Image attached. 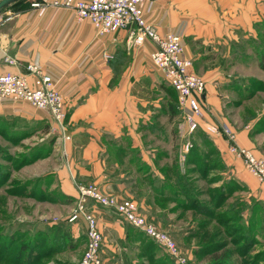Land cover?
<instances>
[{
    "label": "crops",
    "instance_id": "0c3cea01",
    "mask_svg": "<svg viewBox=\"0 0 264 264\" xmlns=\"http://www.w3.org/2000/svg\"><path fill=\"white\" fill-rule=\"evenodd\" d=\"M34 1L19 0L0 13V72L27 74L26 66L37 63L55 80L66 101L68 114L62 134L53 135L60 166L34 177L59 173L64 192L74 199L78 196L77 184L84 182H94L119 199H132L149 221L172 235L193 264H209L199 246L207 231L199 226L203 216L188 209L186 196L180 189L178 193L174 190L181 185L180 173L184 176L187 170L181 169L180 163L178 174L171 166L165 169L164 164L171 163L169 156H150L145 147L153 145L156 134L167 143L169 135L173 136L159 125V119L171 120L182 112L177 107V93L151 60L155 42L148 39L134 45L125 29L99 35L72 8L49 6L40 14L31 6ZM142 9L159 33L172 31L182 37L184 56L194 62L191 71L207 81L204 99L210 103L218 100L211 81L227 78L219 66L227 64L240 37L256 38L252 36L254 23L264 20V0H152L144 2ZM106 53L112 57L107 59ZM235 54L237 58L239 54ZM18 102L0 99V116L34 120L49 131L54 127L47 111L26 101ZM48 130L45 133L51 135ZM244 135L238 137L241 146L252 148ZM128 145L134 152L130 165L117 156L127 151ZM54 151L49 148L50 153ZM157 158L165 162L156 167ZM139 161L144 165L139 166ZM198 182L202 189L210 186L214 191L228 190L226 204L230 201V208L241 197L247 205L241 211L245 229L257 226L252 255H258V264H264V182L243 168L211 169ZM234 185L239 187L236 192ZM94 202L89 200L87 207L97 218L104 240L113 235L119 240L132 239L126 223L113 209L97 207ZM63 225L70 241L74 239L71 246H75L64 251L86 245L87 238L80 233L78 223L67 220ZM218 226L226 225L219 221ZM232 258L233 264H241V257L235 254Z\"/></svg>",
    "mask_w": 264,
    "mask_h": 264
},
{
    "label": "rangeland",
    "instance_id": "374dc122",
    "mask_svg": "<svg viewBox=\"0 0 264 264\" xmlns=\"http://www.w3.org/2000/svg\"><path fill=\"white\" fill-rule=\"evenodd\" d=\"M260 20L254 23L252 36L256 38L246 40L245 37H240L235 42L234 50H231L227 64L219 66L227 78L223 81H211L218 100L210 103L202 98L203 117L200 119V126L193 131L189 130L184 113L178 110L177 116L172 117L171 120L166 117L159 119V125L166 127L165 131L169 134L171 132L173 137L169 135L166 143L161 134H156L153 145L145 146L150 156H155L156 153L157 156H169L168 160L171 159V163L164 164L165 169L180 163V168L187 170L185 174L191 175V178H187L188 184L193 186L197 183L198 186H195L197 191L202 192L198 182L202 175L196 173L198 171L216 168L221 170L243 168L248 171L244 160L231 153L230 145L232 144L252 151L258 158H264V69L261 68L264 53V20ZM254 45L258 46L259 51ZM235 52L239 54L237 58ZM199 68H203V65ZM194 74L204 79L200 74L196 72ZM14 103L19 102L14 101ZM57 124L52 125L56 126V129L53 127L49 131L45 128V124L40 125L34 120L28 121V119L17 116H0V264H27L28 261L30 264H80L84 258L87 243L86 245L81 243L72 250L61 251L60 247L53 245H61V242L67 244L71 239L62 238L59 239V243L51 244V241L48 243L43 237L35 236L37 231L42 230H44L43 235L47 237L53 235L55 229L59 230V234L63 233V228H59L60 224L63 225L71 217L78 204L77 199L67 196L64 192L59 173L34 177L60 166V160L58 162V158L55 157L59 148L56 142L53 143L57 140L53 137L54 133L58 136L62 134L61 126ZM224 124L233 131L235 142L228 139L222 132ZM213 127L217 128V131L212 130ZM47 130L51 135L45 133ZM243 132L245 139L252 142V148L241 146L238 137ZM45 135H48L47 138ZM51 147L55 149L53 153L49 152ZM117 156L128 165L134 152L128 145V150ZM156 160V167L165 162L162 158ZM138 163L139 166L144 165V162L139 161ZM83 185H93L102 190L94 182H84L77 184V192L78 188ZM238 188L234 185L235 192ZM103 193L106 194L104 191ZM197 197L208 208L215 209L214 212L217 215L213 218L214 221L211 219L214 226L211 223L209 225L210 230L213 228V231H216L213 233L215 236H220L221 239L224 238L227 243H230L235 238H244L243 234L253 235L257 232V226H247L245 229L246 227H242V221L241 227L234 229L235 224L238 223V214H235L232 222L220 228L218 226L219 217L226 218L225 214L230 209L231 202L226 204V200L225 205L219 208L214 201L210 200L208 194H204V190ZM238 199L234 201L236 207L241 202ZM252 202L256 203L255 200ZM86 204H89V200ZM95 204L97 202H94ZM96 206L102 208L99 204ZM246 207L247 205L242 203L236 209V213L239 211L241 213ZM81 218L82 221L77 222L78 219L73 224H79V231L88 242L87 221L84 216ZM118 218L126 223V232L129 234V230L133 228L123 218L120 216ZM253 218L257 219L256 216ZM133 232H135V239L132 238L129 241L119 240L115 235L104 240L103 236L100 251L101 264H175L163 248L145 238L143 233L135 230ZM73 241L74 239L70 242ZM240 242L239 245L246 244V241ZM34 244H37L36 247ZM28 245L36 249L32 257L29 252L28 254L22 252L28 248ZM228 245L229 254L232 257L235 254L240 257L238 254L241 253L243 247ZM250 248L252 255L255 250L254 244ZM233 261L232 258L231 263Z\"/></svg>",
    "mask_w": 264,
    "mask_h": 264
},
{
    "label": "built area",
    "instance_id": "2783aa9c",
    "mask_svg": "<svg viewBox=\"0 0 264 264\" xmlns=\"http://www.w3.org/2000/svg\"><path fill=\"white\" fill-rule=\"evenodd\" d=\"M149 1L152 0H35L31 6L38 9L40 14H43L49 6L72 8L77 17L80 20H88L99 35L121 29L129 31V38L134 45H142L148 39L154 41L156 48L151 53V60L177 93V107L184 113L189 130L193 131L200 126V119L203 117L201 100L205 97L206 81L190 71L193 62L184 56L182 37L172 31L159 33L154 24L146 19L142 4ZM104 55L107 59L112 57L107 53ZM5 59L15 63L13 58ZM26 69L27 74L0 72V98L29 102L36 108L47 111L54 123H58L57 126L62 128L68 113L66 101L57 88L55 80L44 73L37 63H29ZM212 130L217 131V128L213 127ZM222 132L235 142V136L229 126L224 124ZM230 151L235 156L241 157L248 171L264 182V158H258L252 151L235 144L230 145ZM88 200L113 209L130 226L138 229L163 248L177 264H193L184 255L172 235L149 221L134 200L119 199L114 195L104 194L93 185H83L78 188V204L68 219L73 223L84 216L87 221L88 245L80 264H101L103 234L97 218L87 211Z\"/></svg>",
    "mask_w": 264,
    "mask_h": 264
},
{
    "label": "trees",
    "instance_id": "16d2710c",
    "mask_svg": "<svg viewBox=\"0 0 264 264\" xmlns=\"http://www.w3.org/2000/svg\"><path fill=\"white\" fill-rule=\"evenodd\" d=\"M254 46H257V45H254ZM255 48L258 50V46L255 47ZM261 68L264 69V53L262 54ZM179 169L180 168H179V166L177 164H174V166L172 167V171L176 172V174H178L177 171ZM207 171L209 172V170L201 171L202 177L205 178V176L207 175ZM188 177L191 178V175L185 174L183 176L180 173L181 185L179 186V188H174V190H176V192L178 193V189H180L181 194L186 196V200H187L186 207L188 209H192V210H194L197 213H201V215L203 216V220L204 221H202L201 222L202 224H200L199 226L201 228H205L207 231H205L203 233L202 240L199 241V244H200L199 246H200L202 254H203L202 258L205 259L206 261H208L209 264H233V263H231L232 256L229 254L230 250L228 248L229 247L228 244H231L233 246L235 245L236 247H243V248H241L242 249L241 253L238 254L241 257V259H240L241 264H258V260H259L258 255L253 256V255H251V252H250V249H251L250 246L252 244H255V242L257 241L253 237V235L243 234L244 238H235L234 240L230 241V243H227V240H225L224 238L221 239L220 236H215L213 233L216 232V231L211 232L210 226H209L210 223H211V219H213L217 215L214 212L215 209L208 208V206L206 204H204L203 202H200V198L197 197V196H200L203 193V190L207 191L210 200L214 201L216 206H219V208H220V206L223 203H225L224 201L227 200V196L229 195L228 190L214 191L209 186V187H207V189H202L201 188L202 192L201 191H197L195 189V186H198L197 183H195L196 185H193V186H192V184L191 185L188 184V182H187V178ZM171 185L174 186L173 184H171ZM219 195H221V196L219 197ZM235 207H236V205L234 206V208ZM234 208L232 207V208H230L228 210V212L225 214L226 218L223 219V217H224L223 216L221 218L219 217V219L225 225H228V223L232 222L233 219H235V214H238L239 215V217H238L239 219L236 218V219H238V223L235 224V226H234V229H235V228H238V227L240 228L241 227L240 223H241V220H242V214L240 213V211H239V213H236L237 207H236V209H234ZM242 227L245 228L243 223H242ZM59 228H63V230H64L63 233L59 234L58 233L59 230L56 231V229H55L54 234L49 236V237H47L46 235H43L42 232H44V230H42V231H37L35 233V236L37 235L38 238L43 237V239L47 240L48 243L51 241V244L52 243H59L60 242L59 239H62V238L71 239V236H70L69 232L66 230V227H64V225L60 224ZM131 228H133V229H130V230H132V232L129 230V232H130L129 236H131L132 238L135 239V234H134L135 232H133V230H135L137 232L139 230L134 228V227H132V226H131ZM38 233H40V235H38ZM140 233H142V232H140ZM144 236H145V238H147L151 242L155 243L154 241L149 239L146 235H144ZM54 238H58V240H54ZM240 241H243V243H244V241H246V244L244 246L239 245V243H241ZM215 242H216V244L214 245ZM36 245H35V247H36ZM71 245H73V244L69 241V243H67V244H66V242H61V245H53V246L60 247L59 249H61V251H63L66 247L71 246ZM27 247L28 248H26L22 252L24 254H28V252H29L30 257H32L34 255L36 249L35 248L32 249L31 245H30V247H29V245ZM72 247H74V246H71V248ZM245 258H247V259L245 260ZM27 264H30V261H28ZM175 264H177V263L175 262Z\"/></svg>",
    "mask_w": 264,
    "mask_h": 264
},
{
    "label": "water",
    "instance_id": "95a60500",
    "mask_svg": "<svg viewBox=\"0 0 264 264\" xmlns=\"http://www.w3.org/2000/svg\"><path fill=\"white\" fill-rule=\"evenodd\" d=\"M18 0H0V13L8 7L10 4L17 2Z\"/></svg>",
    "mask_w": 264,
    "mask_h": 264
}]
</instances>
